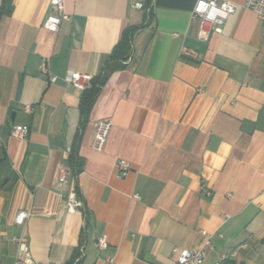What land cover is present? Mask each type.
<instances>
[{"label": "crops", "instance_id": "obj_1", "mask_svg": "<svg viewBox=\"0 0 264 264\" xmlns=\"http://www.w3.org/2000/svg\"><path fill=\"white\" fill-rule=\"evenodd\" d=\"M64 2L70 19L52 32L50 0H0V264L16 263L18 236L38 264H175L174 249L197 246L202 230L214 234L205 264H264L262 20L240 7L204 41L196 0ZM131 26L129 62L82 123L83 89L65 75L81 72L91 86ZM102 118L112 127L96 150ZM15 125L29 126L26 138ZM119 159L131 164L122 178ZM73 186L83 207L69 212ZM22 209L31 215L19 225Z\"/></svg>", "mask_w": 264, "mask_h": 264}, {"label": "built area", "instance_id": "obj_2", "mask_svg": "<svg viewBox=\"0 0 264 264\" xmlns=\"http://www.w3.org/2000/svg\"><path fill=\"white\" fill-rule=\"evenodd\" d=\"M51 10L45 20V27L52 31L57 32L60 25L64 21L70 19L69 13L66 11L64 0H50ZM135 7L143 8L142 2H136ZM240 7L254 12L264 24V0H246L242 5L231 0H196L192 18L198 20L199 30L198 37L201 40H208L213 31H215L227 18L233 15ZM151 4L147 7V12L151 11ZM183 52L194 56L195 52L187 47L183 48ZM130 56L123 61L124 64L128 63ZM42 71L48 75L50 82H56L59 76L53 74L49 67L47 60L42 63ZM65 80L79 89L86 88L87 77L85 74L71 70L65 75ZM28 111H31L33 107L31 105L26 106ZM112 127V121L110 118L98 119L95 122V135L93 140V147L96 150H102L107 142V138ZM12 135L18 138H26L29 133V126L27 125H15L12 127ZM73 148L68 147L64 151L65 158H68ZM118 177L122 178L128 175L131 164L128 160L119 159L117 161ZM68 169L62 167L59 174V184L63 185L67 183ZM210 194V191H207ZM137 197V195H135ZM65 202L67 210L74 212L77 208L83 207V201L78 194L77 188L73 186L68 192ZM31 212L29 210H19L15 216V223L23 225L30 217ZM228 218V216H226ZM202 240L193 248H184L178 250L174 249L177 253V259L175 264H205V258L207 251L212 248V241L214 234L209 233L205 230L201 231ZM18 243V257L15 264H38L32 257L28 242L23 236L15 238ZM97 244L100 248H105L108 245L106 236L98 238ZM105 264H115L114 258H108Z\"/></svg>", "mask_w": 264, "mask_h": 264}, {"label": "trees", "instance_id": "obj_3", "mask_svg": "<svg viewBox=\"0 0 264 264\" xmlns=\"http://www.w3.org/2000/svg\"><path fill=\"white\" fill-rule=\"evenodd\" d=\"M5 7L6 3L0 7V21L5 13ZM135 29L136 26H131L124 30L119 42L116 44L111 54L110 59L108 60V63L105 65L103 72L92 80L91 86L83 90L80 104L82 113V123L87 120L89 113L110 74L114 70L121 68L123 67V65H125L123 61L130 56L131 42ZM72 148L73 150L69 155L68 159L75 171L78 172L80 170L81 164L76 154L75 146H73Z\"/></svg>", "mask_w": 264, "mask_h": 264}, {"label": "water", "instance_id": "obj_4", "mask_svg": "<svg viewBox=\"0 0 264 264\" xmlns=\"http://www.w3.org/2000/svg\"><path fill=\"white\" fill-rule=\"evenodd\" d=\"M7 10H12V6L11 5H8L7 6ZM20 90H21V86L19 87V92H20Z\"/></svg>", "mask_w": 264, "mask_h": 264}]
</instances>
